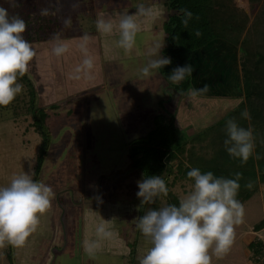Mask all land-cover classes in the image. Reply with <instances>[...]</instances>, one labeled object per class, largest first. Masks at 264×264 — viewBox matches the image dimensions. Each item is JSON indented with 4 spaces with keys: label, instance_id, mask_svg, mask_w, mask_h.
Returning a JSON list of instances; mask_svg holds the SVG:
<instances>
[{
    "label": "rangeland",
    "instance_id": "rangeland-1",
    "mask_svg": "<svg viewBox=\"0 0 264 264\" xmlns=\"http://www.w3.org/2000/svg\"><path fill=\"white\" fill-rule=\"evenodd\" d=\"M166 2L0 0V7L7 9L9 15L25 20L27 27L23 35L26 40L32 39L30 42L36 49L27 70L37 85L36 105L56 104L53 109L56 112L43 121L51 140L39 168L36 164L40 136L27 107V86L23 83L22 93L9 105L0 106V185L8 184L14 174L28 171L31 165L33 177L53 191L50 208L40 216L36 231L25 244L20 247L7 242L0 244V264H137L136 257L146 247L136 226V211L141 203V198L136 196L137 181L143 176L127 162V143L147 133L155 114L159 118L174 114L173 121L179 129L177 137L181 136L184 146L183 153L169 161L175 170L179 161L183 165L193 166L196 161V165L202 164L219 146L225 148L223 140L216 139L217 135L192 139L199 129L238 105L240 97L228 98L221 92L189 95L188 91L181 95L159 70H152L147 77L140 73L150 59L156 58L149 55L155 46H166L164 22L171 12ZM231 2L246 15L242 32L249 38V46L256 40L258 46L264 44V0ZM140 3L151 7L155 18L138 17L140 31L130 51L118 46V28L112 34L97 30L98 17L111 19L116 25L120 13H134ZM37 36L42 39L34 40ZM56 38L69 45L63 55L66 60L71 50L79 51L71 68L67 67L66 75L62 73L59 57L51 52ZM234 51L240 55L237 49ZM86 55L93 59L91 69L82 64ZM254 57L250 64L256 75L254 83L257 90L263 91L264 58L255 62L258 56ZM85 90L88 91L81 95ZM237 114L227 119L243 123L241 113ZM254 126L251 121V127ZM239 168L234 170L238 172ZM235 173L224 177L234 178ZM169 181L179 200L192 189L193 181L183 176L173 181L172 175ZM249 181L253 183L252 194L245 199L243 194L249 190L245 187ZM254 183L252 178L241 182L237 198L244 205L243 222L235 226L230 250L220 257L212 255L211 264H260L248 258V244L255 238L264 240V183H258L256 188ZM164 205V197H160L158 207ZM144 207L147 210L150 205ZM104 209L115 228L119 227V238L103 240L99 250L90 255L84 250V242L96 238L93 232L104 219ZM261 221L263 225L255 229Z\"/></svg>",
    "mask_w": 264,
    "mask_h": 264
},
{
    "label": "clouds",
    "instance_id": "clouds-1",
    "mask_svg": "<svg viewBox=\"0 0 264 264\" xmlns=\"http://www.w3.org/2000/svg\"><path fill=\"white\" fill-rule=\"evenodd\" d=\"M181 12V22L187 26L194 14L188 9H181ZM138 17L155 18L152 8L140 3L134 13H120L116 25L111 19L98 17L96 28L105 34H112L114 28H118V46L130 51L140 31ZM26 27L23 18L11 16L7 9L0 7V106L9 105L22 93L24 85L18 78L27 72L37 54L23 35ZM194 34L197 37L201 35L199 30ZM162 47L156 45L155 51L149 53L156 58L150 59L140 69L144 77L149 76L152 70L171 64L169 57L161 55ZM68 49L66 42L56 38L51 52L59 57L67 53ZM93 63L92 57L88 55L82 61L86 69H91ZM193 72V65L186 63L173 68L169 79L178 84ZM208 89L209 85L205 83L202 87L190 90L189 95L206 93ZM241 116L250 119L247 109L241 112ZM225 132L223 143L226 152L241 163H246L255 149L253 130L229 118L226 120ZM31 167L29 165L28 171L14 174L8 184L0 185V244L7 242L12 246H23L29 235L36 231L40 216L51 206V187L34 179ZM186 176L193 181L192 189L178 204L149 207L140 216L137 227L145 239L146 247L136 257L137 264H211L212 255L220 257L233 245L235 226L242 223L244 217V205L237 198L241 188V173L237 172L234 178H228L192 167ZM137 185L136 196L141 198V203L148 205L153 204L161 194L168 193L166 180L161 175L143 176ZM245 187L251 190L253 183L249 181ZM95 234V239L84 242V250L90 255L99 250L101 242L114 233L107 224L101 222L96 226Z\"/></svg>",
    "mask_w": 264,
    "mask_h": 264
},
{
    "label": "trees",
    "instance_id": "trees-1",
    "mask_svg": "<svg viewBox=\"0 0 264 264\" xmlns=\"http://www.w3.org/2000/svg\"><path fill=\"white\" fill-rule=\"evenodd\" d=\"M166 1L167 9L171 12H169L164 22L166 46L161 51L163 56L169 57L172 62L164 68L158 69L160 73L169 82V75L173 68L190 63L194 67L191 76L186 77L178 84L170 81L181 95L186 94L190 89L202 87L206 83L209 85V89L205 94L211 95L213 92H221L223 96L228 98L240 97L242 99L231 111L214 119V122L207 127H203L202 130L199 129L192 140H204L205 136L217 135V140L220 138L224 141L226 132L223 125L226 124L227 116H233L235 113H241L247 109L250 119L243 117V123H240V125L248 128L251 127V121L254 122L255 126L251 129H253L254 137L256 136L254 138L255 149L248 161L241 163L238 158L231 157L225 148L219 146L212 156L202 161V164L198 163L196 165V161L193 166L183 165L182 161H179L175 170L169 161L177 158V154H182L184 148L181 136L177 137V124L173 121L175 115L170 114L168 118L166 116L159 118V114H155L151 118L152 127L147 133L143 136L134 137L127 143V162L132 169L140 172L142 176L157 174L166 180L168 193L167 195H160V197H164L165 205L178 204L179 202L178 197L170 189L172 181H169V178L173 175V181L175 177L180 178L182 176L184 179H190L186 176V173L192 167H198L203 172L212 171L216 176H224L225 174L234 175L233 172L237 173L234 170L235 167L239 166L241 168L238 170L241 173L239 183L241 184L244 180L247 182L252 178L255 180L254 185H256L254 188H256L258 183H264V101L261 100V97H264V90H257L258 86L254 83L256 75L250 64L252 63V56H255L254 58L258 56L255 62L264 58V44L258 46L256 40L252 47L249 46V38L243 35L242 32L246 23V15L238 7L231 4V0ZM181 9H188L194 14L187 26L181 22L183 16ZM196 30L201 33L199 37L194 34ZM41 39L37 36L34 40ZM28 41H32V39L30 38ZM234 49H237L240 53L239 56L236 55ZM75 50L76 48L71 50L67 60L63 55L59 56V64L60 62L63 64L62 73L65 75L67 67L75 62V55L79 52ZM94 52H97V50ZM236 67L238 68L237 71ZM18 80L28 88L27 107L33 119L32 124L40 136L36 164V168H39L51 140L50 132L43 121L46 116L56 112L53 110L56 108V104L45 107L37 106V85L35 82L27 72ZM87 91H82L81 95ZM234 111L238 112L233 114ZM175 171L176 174H174ZM33 178L35 179V177ZM251 194L252 192L248 190L245 191L243 196L247 199ZM160 197L150 207L158 208ZM144 205L145 203H140L138 206L136 211L137 222L146 211ZM103 212H105V209ZM116 214L115 212L114 215ZM108 216V213L105 212L104 219L101 222L107 224L113 232L117 231L116 236L119 237L120 231L117 229L119 227L115 228L113 221L109 220ZM260 225H263L262 221L260 224H256L254 228L259 229ZM93 233H95V230ZM248 246L250 249L248 258L253 262L264 264L262 260V240L255 238ZM8 256L11 259L9 254Z\"/></svg>",
    "mask_w": 264,
    "mask_h": 264
},
{
    "label": "built area",
    "instance_id": "built-area-1",
    "mask_svg": "<svg viewBox=\"0 0 264 264\" xmlns=\"http://www.w3.org/2000/svg\"><path fill=\"white\" fill-rule=\"evenodd\" d=\"M263 242V257H262V260L264 261V240H262Z\"/></svg>",
    "mask_w": 264,
    "mask_h": 264
},
{
    "label": "crops",
    "instance_id": "crops-1",
    "mask_svg": "<svg viewBox=\"0 0 264 264\" xmlns=\"http://www.w3.org/2000/svg\"><path fill=\"white\" fill-rule=\"evenodd\" d=\"M71 68V67H70ZM114 234H113V236L112 237H114V236H116V234H117V231H114L113 232ZM116 238V237H115ZM117 238H119V237H117ZM249 245V244H248Z\"/></svg>",
    "mask_w": 264,
    "mask_h": 264
}]
</instances>
